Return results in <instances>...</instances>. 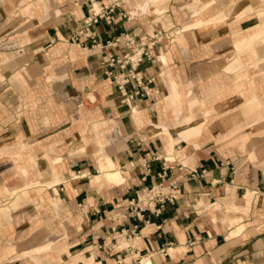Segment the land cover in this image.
<instances>
[{"label": "crops", "instance_id": "crops-1", "mask_svg": "<svg viewBox=\"0 0 264 264\" xmlns=\"http://www.w3.org/2000/svg\"><path fill=\"white\" fill-rule=\"evenodd\" d=\"M108 1L0 0V264H264V0Z\"/></svg>", "mask_w": 264, "mask_h": 264}, {"label": "built area", "instance_id": "built-area-1", "mask_svg": "<svg viewBox=\"0 0 264 264\" xmlns=\"http://www.w3.org/2000/svg\"><path fill=\"white\" fill-rule=\"evenodd\" d=\"M125 2L126 0H109L108 3L103 4L92 3L89 9L88 17L85 18L84 26L74 34L75 39H79L80 36L90 34L89 32H91L92 26L102 19L108 23H113L115 21L116 9L121 7ZM120 13L125 15L122 11ZM93 35L94 32H91L88 36L93 37ZM142 54L143 53H141V55ZM132 77L135 76L132 75ZM127 81H129L128 78L124 80V83ZM164 181L165 179L163 178L162 182L145 190L141 196H138L137 200L133 199L129 201V203L125 206L127 207L126 211L120 216L117 215V217H128L131 216L132 213L139 216L140 214H143L144 210H152L153 206H163L166 200L174 201L177 199L176 192L167 191L168 189H177V186L175 184L165 185ZM160 207L155 208L154 212L159 213L161 211Z\"/></svg>", "mask_w": 264, "mask_h": 264}, {"label": "bare ground", "instance_id": "bare-ground-1", "mask_svg": "<svg viewBox=\"0 0 264 264\" xmlns=\"http://www.w3.org/2000/svg\"><path fill=\"white\" fill-rule=\"evenodd\" d=\"M149 4L155 3V0H146ZM166 11V10H165ZM164 12V11H163ZM159 13V12H158ZM164 58V56H163ZM5 60V59H4ZM193 121V118H192ZM191 121V122H192ZM186 135V134H185ZM188 136V134H187ZM170 147V146H169ZM84 149V148H82ZM102 150V149H101ZM38 156V155H37ZM106 158V157H105ZM102 161V160H101ZM114 161L111 160V158L108 157V162L105 164L101 165V169L103 171V176L98 177L99 180L105 179L109 182H115L118 183L120 181H122L123 177L121 174V171L119 170V168L116 167V165L113 163ZM36 164V163H35ZM97 178V177H96ZM61 181V180H58ZM57 191V190H56ZM255 193V192H254ZM42 247V246H41ZM44 247V246H43ZM42 247V248H43ZM46 247V246H45ZM48 248V247H47ZM37 250H41L40 248H37ZM28 255V254H27ZM141 264H150V259L147 257H144L142 259V263Z\"/></svg>", "mask_w": 264, "mask_h": 264}, {"label": "rangeland", "instance_id": "rangeland-1", "mask_svg": "<svg viewBox=\"0 0 264 264\" xmlns=\"http://www.w3.org/2000/svg\"><path fill=\"white\" fill-rule=\"evenodd\" d=\"M138 7H139V8H142V9L145 10V11H148L147 8H145L144 6H143V7H142V6H139V4H138Z\"/></svg>", "mask_w": 264, "mask_h": 264}]
</instances>
